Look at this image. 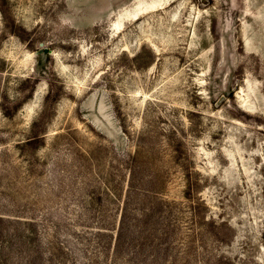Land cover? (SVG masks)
<instances>
[{"label": "rangeland", "instance_id": "374dc122", "mask_svg": "<svg viewBox=\"0 0 264 264\" xmlns=\"http://www.w3.org/2000/svg\"><path fill=\"white\" fill-rule=\"evenodd\" d=\"M0 264H264V0H0Z\"/></svg>", "mask_w": 264, "mask_h": 264}, {"label": "trees", "instance_id": "16d2710c", "mask_svg": "<svg viewBox=\"0 0 264 264\" xmlns=\"http://www.w3.org/2000/svg\"><path fill=\"white\" fill-rule=\"evenodd\" d=\"M33 140V138L32 139H30V141H32Z\"/></svg>", "mask_w": 264, "mask_h": 264}]
</instances>
